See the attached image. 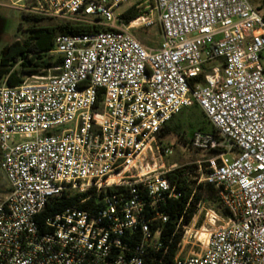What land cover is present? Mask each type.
Wrapping results in <instances>:
<instances>
[{"label":"built area","instance_id":"1","mask_svg":"<svg viewBox=\"0 0 264 264\" xmlns=\"http://www.w3.org/2000/svg\"><path fill=\"white\" fill-rule=\"evenodd\" d=\"M147 2L21 5L101 30L60 35L54 75L0 86V170L9 183L0 264H149V253L164 247L163 206L181 193L167 178L175 169H147L156 152L173 154L158 134L194 105L213 129L193 131L190 144L214 157L190 174L214 185L230 214L209 211L223 225L200 254H182L192 222L183 225L175 264H264V11L250 0H155L156 18L142 11ZM133 6L140 15L126 21ZM157 23L162 42L152 49L136 32ZM116 187H129L130 197L112 194ZM75 194L103 205L41 216L54 199Z\"/></svg>","mask_w":264,"mask_h":264},{"label":"trees","instance_id":"2","mask_svg":"<svg viewBox=\"0 0 264 264\" xmlns=\"http://www.w3.org/2000/svg\"><path fill=\"white\" fill-rule=\"evenodd\" d=\"M260 10H263V7H260ZM139 15L140 10L133 6L123 14V18H125L126 21H131ZM25 16L37 22L44 19L38 15L28 13H25ZM100 30L101 29L96 26L71 22H59L51 26H38L34 23L30 27L31 35L28 40L24 42L15 41L9 44L4 50L0 61V78L6 76L7 85L19 86L24 82L25 76L29 77L36 74H44L59 67L62 64V59L53 54L52 51L55 48L56 39L60 35H78ZM17 63H20V68L11 71L10 67ZM195 106L198 105H194L190 109ZM190 109L183 111L164 126L158 134V142L160 144L163 145V141L167 136L180 133L181 126L173 125L174 121ZM195 170H197V166H185L184 168L172 170L167 174V178L171 185L181 193V197L178 199H167L166 205L163 206V209L169 215V220L164 224L161 235L164 247L159 251H151L149 253V264H175V259L179 253V244L184 237V229L182 226L189 225L193 221L199 204L205 199L209 200L215 210L221 215L228 217L230 214L220 202L219 190L214 185L198 184L197 180H192V174L190 173ZM110 192L112 194L122 195L125 198L130 197L131 193L129 187L112 188ZM88 195L89 194H75L73 196L56 198L48 204L41 216L47 217L49 215H54L73 206L85 210H95L103 205L102 202H99L100 198L96 195L84 201ZM205 195H207V197H205ZM181 219H183V221L179 227ZM141 240L142 236L139 232L133 238V243L137 244Z\"/></svg>","mask_w":264,"mask_h":264},{"label":"rangeland","instance_id":"3","mask_svg":"<svg viewBox=\"0 0 264 264\" xmlns=\"http://www.w3.org/2000/svg\"><path fill=\"white\" fill-rule=\"evenodd\" d=\"M250 2L257 8L263 7L264 0H250ZM25 3V0H0V61L3 56V52L6 47L15 41H26L30 37V27L36 23L38 26H51L58 24L59 22L53 19H42L37 22L34 19H29L25 16V11L21 9V5ZM155 0H149L145 5L141 6L142 11H153L156 15ZM158 16L156 15V18ZM137 36L141 41L152 49H156L162 42V33L160 26L157 25L146 31H137ZM20 63L14 64L10 67L11 71L18 70ZM54 71H48L41 74L45 77L54 75ZM25 76V79H28ZM7 77L0 78V86L7 84ZM36 79H30L35 81ZM173 125H180L179 134H171L167 136L161 148L169 147L173 154L165 155L160 150L159 153L151 157L147 171H170L176 168H184L185 166H197L201 161L211 159L214 154L204 151H198L192 148L190 144V135L193 131L198 129L212 130V124L209 122L205 113L198 107L188 110L183 115L178 117ZM199 174L194 173L191 175L192 180H198ZM8 193L7 181L4 173L0 171V200L4 199ZM207 197V195H205ZM213 210L218 215L215 208L212 206L209 200H204L202 205L198 206L195 218L193 219L189 229L185 249L183 255H189L191 253H202L206 247L210 234L215 231L219 226L223 225L222 221H217L214 225L210 222L208 213Z\"/></svg>","mask_w":264,"mask_h":264},{"label":"crops","instance_id":"4","mask_svg":"<svg viewBox=\"0 0 264 264\" xmlns=\"http://www.w3.org/2000/svg\"><path fill=\"white\" fill-rule=\"evenodd\" d=\"M1 171V170H0ZM5 176V175H4ZM5 178H6V176H5ZM6 181H7V188H8V190H9V183H8V180H7V178H6Z\"/></svg>","mask_w":264,"mask_h":264}]
</instances>
